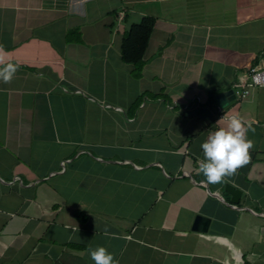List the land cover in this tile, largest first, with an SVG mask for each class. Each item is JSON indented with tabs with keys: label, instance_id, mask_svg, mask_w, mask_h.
Here are the masks:
<instances>
[{
	"label": "crops",
	"instance_id": "crops-1",
	"mask_svg": "<svg viewBox=\"0 0 264 264\" xmlns=\"http://www.w3.org/2000/svg\"><path fill=\"white\" fill-rule=\"evenodd\" d=\"M143 16L137 74L120 44ZM0 46L18 65L0 82V264H94L100 246L118 264H264V86L234 92L264 65V0H0ZM234 114L249 161L206 184L201 144Z\"/></svg>",
	"mask_w": 264,
	"mask_h": 264
},
{
	"label": "clouds",
	"instance_id": "clouds-1",
	"mask_svg": "<svg viewBox=\"0 0 264 264\" xmlns=\"http://www.w3.org/2000/svg\"><path fill=\"white\" fill-rule=\"evenodd\" d=\"M0 51H3L2 46ZM17 71L18 65L6 62L0 56V82L11 83ZM219 121L222 122L220 126L210 132L201 144L203 159L197 161V171L204 175L206 184L221 183L225 177L235 175L239 168L248 163L249 152L253 147L252 141L247 139L250 125L245 126L239 114L223 115ZM88 254L94 264H118L102 246L89 249Z\"/></svg>",
	"mask_w": 264,
	"mask_h": 264
},
{
	"label": "trees",
	"instance_id": "trees-1",
	"mask_svg": "<svg viewBox=\"0 0 264 264\" xmlns=\"http://www.w3.org/2000/svg\"><path fill=\"white\" fill-rule=\"evenodd\" d=\"M154 24L155 18L153 16H143L139 22L128 28L122 38L120 57L123 62L134 65L137 74L143 66L144 52Z\"/></svg>",
	"mask_w": 264,
	"mask_h": 264
},
{
	"label": "built area",
	"instance_id": "built-area-1",
	"mask_svg": "<svg viewBox=\"0 0 264 264\" xmlns=\"http://www.w3.org/2000/svg\"><path fill=\"white\" fill-rule=\"evenodd\" d=\"M244 76L248 78L247 82L236 83L234 85L235 95L239 98L245 97L248 94L250 87L264 86V65L250 67Z\"/></svg>",
	"mask_w": 264,
	"mask_h": 264
},
{
	"label": "water",
	"instance_id": "water-1",
	"mask_svg": "<svg viewBox=\"0 0 264 264\" xmlns=\"http://www.w3.org/2000/svg\"><path fill=\"white\" fill-rule=\"evenodd\" d=\"M232 93V91H226V92H220L218 93L215 98L219 106H225L227 104V101L232 98V96H229V94ZM225 189L231 194V201L234 203H238L239 198L242 194V190L239 188L234 187L231 184H226ZM206 220L202 215H196L194 218V222L192 225V229H202L205 226Z\"/></svg>",
	"mask_w": 264,
	"mask_h": 264
}]
</instances>
